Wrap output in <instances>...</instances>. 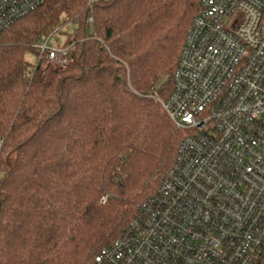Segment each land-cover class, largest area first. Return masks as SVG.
Segmentation results:
<instances>
[{"label": "trees", "instance_id": "1", "mask_svg": "<svg viewBox=\"0 0 264 264\" xmlns=\"http://www.w3.org/2000/svg\"><path fill=\"white\" fill-rule=\"evenodd\" d=\"M201 0H45L0 35V264H93L185 131L160 100ZM73 23L69 64L26 54Z\"/></svg>", "mask_w": 264, "mask_h": 264}, {"label": "built area", "instance_id": "2", "mask_svg": "<svg viewBox=\"0 0 264 264\" xmlns=\"http://www.w3.org/2000/svg\"><path fill=\"white\" fill-rule=\"evenodd\" d=\"M44 1L0 0V35ZM60 29L35 67L68 66ZM160 102L185 131L175 160L93 264H264V0H201Z\"/></svg>", "mask_w": 264, "mask_h": 264}, {"label": "rangeland", "instance_id": "3", "mask_svg": "<svg viewBox=\"0 0 264 264\" xmlns=\"http://www.w3.org/2000/svg\"><path fill=\"white\" fill-rule=\"evenodd\" d=\"M75 28V24L73 23H69V24H66L65 26H63L60 31H58L55 35V37L50 40L49 44L50 45H53V44H56L57 42L59 43H63L65 42L66 38H67V34L66 32H72L73 29ZM44 40L42 39L41 42H43ZM26 59L31 63V64H35V61H36V56L32 53V52H29L26 54ZM41 70H45V72L47 74L51 73L52 71L54 70H59L57 69L56 67H54L53 69L48 65L46 66V64H41L40 66ZM52 69V70H51ZM2 177V171L0 170V179ZM161 183V182H160Z\"/></svg>", "mask_w": 264, "mask_h": 264}]
</instances>
